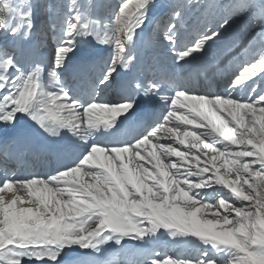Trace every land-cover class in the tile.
Here are the masks:
<instances>
[{
    "label": "snow or ice",
    "instance_id": "6c2138e0",
    "mask_svg": "<svg viewBox=\"0 0 264 264\" xmlns=\"http://www.w3.org/2000/svg\"><path fill=\"white\" fill-rule=\"evenodd\" d=\"M0 140V264H264V0H0Z\"/></svg>",
    "mask_w": 264,
    "mask_h": 264
},
{
    "label": "bare ground",
    "instance_id": "6f19581e",
    "mask_svg": "<svg viewBox=\"0 0 264 264\" xmlns=\"http://www.w3.org/2000/svg\"><path fill=\"white\" fill-rule=\"evenodd\" d=\"M60 2H63V0H61ZM160 3L163 4V5H167V3H169V0H160ZM164 17H165L164 11L161 10V12L154 18V25L153 26H155V24H157V23H161V22L165 23ZM40 20H41V18L39 17L38 20H37V23H39ZM187 25L185 26L184 35H190L194 31V28L196 26L195 21H193L188 26ZM181 38L183 39V36H181ZM145 47L146 48H150L149 55H158V56H161V58H163V55H164L163 49L159 50V49H156V46H150V45H147V44L145 45ZM220 79H221V74L219 72H217V73L209 74L206 79L202 77L201 81H202V83H206L210 90L215 91V90H218L217 89V85L220 82ZM219 90H222V85L220 86ZM27 123H28L27 121L21 122V127L26 126ZM55 163H56V153H52L50 157L45 158L41 162L35 163L33 161L31 166H30L31 173L32 174H34V173H37V174L46 173V172L50 171L52 167L55 166ZM166 239H168L167 236L162 237L159 240V242H160L159 246L161 248H163V244L165 243ZM135 247H141V246L140 245H135ZM143 247L151 248L152 245H144ZM114 255H115V250H110L109 253H107L104 258L107 259V258H110V257H112ZM122 258L132 259V257H122ZM68 259H69V261L76 262V261H79L81 259V256L79 254H75V255L70 256Z\"/></svg>",
    "mask_w": 264,
    "mask_h": 264
},
{
    "label": "rangeland",
    "instance_id": "374dc122",
    "mask_svg": "<svg viewBox=\"0 0 264 264\" xmlns=\"http://www.w3.org/2000/svg\"><path fill=\"white\" fill-rule=\"evenodd\" d=\"M60 1H61V0H48L49 3H59ZM162 5H163V4H162ZM40 18L43 19V16L41 15ZM164 21H165V23L167 22L166 16L164 17ZM192 22H193V21H189L187 24L189 25V24H191ZM187 24H186V25H187ZM188 25H187V26H188ZM156 47H157V49H159V50L163 49L162 46H156ZM163 53H164V52H163ZM240 58H241V59L243 58L242 54H241ZM165 241H166V243H167L165 249H175L176 251H179L180 249L185 248V247L189 248L190 250H194V247H195L194 245H187V246H186V245H183V244L177 245V242L171 240L170 238L166 239ZM159 243H160V242L158 241V244H157L158 247H160V246H159ZM176 251H173V252H171L170 254L175 255V254H176Z\"/></svg>",
    "mask_w": 264,
    "mask_h": 264
}]
</instances>
